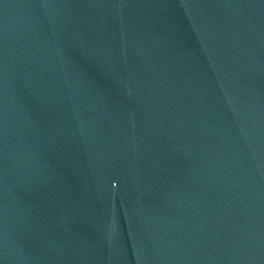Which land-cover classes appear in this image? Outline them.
I'll return each instance as SVG.
<instances>
[{"label":"water","instance_id":"water-1","mask_svg":"<svg viewBox=\"0 0 264 264\" xmlns=\"http://www.w3.org/2000/svg\"><path fill=\"white\" fill-rule=\"evenodd\" d=\"M0 264H264V0H0Z\"/></svg>","mask_w":264,"mask_h":264}]
</instances>
